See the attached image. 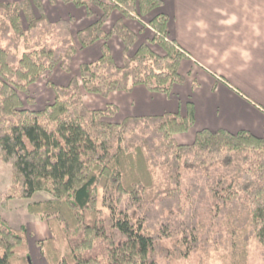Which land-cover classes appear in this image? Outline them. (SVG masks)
Segmentation results:
<instances>
[{
    "label": "trees",
    "instance_id": "1",
    "mask_svg": "<svg viewBox=\"0 0 264 264\" xmlns=\"http://www.w3.org/2000/svg\"><path fill=\"white\" fill-rule=\"evenodd\" d=\"M61 1L103 13L73 34L70 19L48 18L40 0L0 2V159L11 167L0 207L50 193L27 205L47 223L49 236L37 241L45 264H159L189 256L210 264L215 252L225 264H248L253 241L264 264V133L204 128L180 144L174 135L194 124L191 104L185 115L120 121L112 119V104H84L83 91L105 97L143 85L169 94L183 82L178 68L188 54L167 38L162 0ZM113 9L137 16L153 37L129 52L136 38L122 21L102 29ZM114 34L124 45L120 66L107 44ZM98 40L99 58L81 63L66 85L48 80L57 66L69 71L77 43ZM40 77L53 101L25 107L35 103L30 85ZM31 263L26 228L0 215V264Z\"/></svg>",
    "mask_w": 264,
    "mask_h": 264
},
{
    "label": "crops",
    "instance_id": "2",
    "mask_svg": "<svg viewBox=\"0 0 264 264\" xmlns=\"http://www.w3.org/2000/svg\"><path fill=\"white\" fill-rule=\"evenodd\" d=\"M40 1L48 18L70 19L73 34L95 22L103 13L94 5L86 9L61 0ZM159 11L168 16L167 38L188 54L178 68L183 82L174 84L169 94L153 93L143 85L129 91H114L99 100L98 106H116L118 111L112 119L120 121L126 116L165 112L185 115L191 104L194 124L188 131L175 134L180 144L193 142L196 132L204 128L246 130L261 136L264 133V0H162ZM118 21L135 34V43L129 52L153 37L149 27L126 17L118 9L110 12L102 29L109 33ZM102 44V40L86 47L77 43L69 71L58 67L52 72L53 69L48 80L66 85L81 63L99 58ZM107 44L114 62L122 65V40L114 34ZM155 50L161 53V49L155 47ZM49 199L37 196V192L29 199H11L0 215L14 229L24 226L28 230L27 237L43 239L49 236L47 224L29 214L27 205Z\"/></svg>",
    "mask_w": 264,
    "mask_h": 264
},
{
    "label": "rangeland",
    "instance_id": "3",
    "mask_svg": "<svg viewBox=\"0 0 264 264\" xmlns=\"http://www.w3.org/2000/svg\"><path fill=\"white\" fill-rule=\"evenodd\" d=\"M19 1H22V0H19ZM35 14H37V13H35ZM131 17H132V15H131ZM132 18H134L136 21L139 22V19L137 18V16H134ZM155 47L157 49L159 48L157 46H155ZM58 67L59 66L55 67L52 72L56 71L57 70L56 68H58ZM30 95L35 100V103L33 105L24 104V106L29 107L31 109H40V108H43L44 106L50 104L53 101L54 92L51 91L50 86L48 87L44 77H40L37 81H35L33 84L30 85ZM20 96L23 100H25V97L23 94H20ZM82 97H83V101H84L85 106L89 109H102L105 107L104 106V107L100 108L98 106L99 100L104 99L103 96L96 95V94H89V93L83 91ZM174 139H175V137H174ZM10 184H11V167L8 163H6L5 161L0 159V193L7 190L9 188ZM37 196L48 197V198L52 199V196L50 195V193L45 192V191H37ZM12 199H21V198H12ZM6 208L0 207V211L3 212L6 210ZM29 214H31V213H29ZM31 215H34V214H31ZM35 216H37V215H35ZM19 228H17V229H19ZM28 229H30V228H28ZM27 231H26V234L28 233ZM27 239H28L29 254L31 256V261H32L31 264H45L43 257L41 255L40 249L37 246V241L42 240V239L36 240V237H34L32 235L31 236L29 235L27 237ZM215 253L217 254V258H213V257L208 258V259H206L207 263L225 264V263H223L222 259L219 258L220 253L219 252H215ZM261 254H262L261 249H259V246L257 245L256 241H253L251 246H250V253L248 254V256L250 257L248 260V264H262L263 260H262ZM196 259L197 258H195V257L192 258L191 256H189V257L185 258L184 260H181V262L171 263L170 261L164 262L163 260H161L159 264H199ZM12 261H13V259H12Z\"/></svg>",
    "mask_w": 264,
    "mask_h": 264
}]
</instances>
